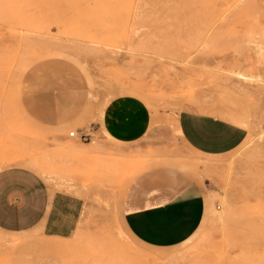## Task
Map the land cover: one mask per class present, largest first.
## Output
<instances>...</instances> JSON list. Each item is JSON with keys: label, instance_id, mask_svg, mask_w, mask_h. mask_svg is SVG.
I'll use <instances>...</instances> for the list:
<instances>
[{"label": "rangeland", "instance_id": "rangeland-1", "mask_svg": "<svg viewBox=\"0 0 264 264\" xmlns=\"http://www.w3.org/2000/svg\"><path fill=\"white\" fill-rule=\"evenodd\" d=\"M123 2L101 15L95 0H0V170L28 168L84 203L68 238L0 231V264H264V0ZM129 103L151 120L123 144L104 119ZM181 111L226 118L247 138L197 154L174 129ZM160 165L192 176L207 206L191 239L153 249L121 206L130 180Z\"/></svg>", "mask_w": 264, "mask_h": 264}, {"label": "crops", "instance_id": "crops-1", "mask_svg": "<svg viewBox=\"0 0 264 264\" xmlns=\"http://www.w3.org/2000/svg\"><path fill=\"white\" fill-rule=\"evenodd\" d=\"M129 103L106 115L108 135L123 144L140 139L150 113ZM173 123L179 141L193 152L220 157L247 138L244 127L210 114L181 111ZM18 161L17 164H24ZM23 166V165H22ZM202 186L192 176L167 166L149 167L129 182L122 199V221L132 237L153 249L175 247L191 239L206 212ZM84 203L64 191L50 192L42 177L25 167L0 170V231H40L46 237L68 238L75 231Z\"/></svg>", "mask_w": 264, "mask_h": 264}, {"label": "bare ground", "instance_id": "bare-ground-1", "mask_svg": "<svg viewBox=\"0 0 264 264\" xmlns=\"http://www.w3.org/2000/svg\"><path fill=\"white\" fill-rule=\"evenodd\" d=\"M75 0H66V6H67V10H69L70 8H71V6H72V3L74 2ZM77 1V0H76ZM84 1V0H83ZM96 1V4H97V9H99V11H100V13H101V15H103L105 12V8L108 6V4H111V3H113V5H114V7H115V10H116V8H117V10L119 9V7H123V5H124V0H95ZM126 1V0H125ZM95 4V5H96ZM127 7V6H126ZM110 8V7H109ZM113 8V6L110 8V10ZM125 8V7H124ZM72 9V8H71ZM107 9V8H106ZM122 9V8H121ZM124 10V9H123ZM108 11H109V9H108ZM118 11H116V13H117ZM80 13V12H79ZM85 13V12H84ZM76 14V13H75ZM118 14H119V12H118ZM84 15V17H90L91 18V16H93V15H91V13H85V14H82V16ZM97 15V14H96ZM100 15V16H101ZM78 16V15H77ZM76 16V17H77ZM98 16V15H97ZM115 16V15H114ZM120 16V15H119ZM107 17V16H106ZM119 18V17H118ZM79 19V18H78ZM98 19V18H97ZM103 19V18H102ZM86 20H87V18H86ZM104 20V19H103ZM108 20V19H107ZM112 20V19H111ZM73 21V20H72ZM77 21V20H76ZM80 21V20H79ZM89 21V20H88ZM91 21H93V20H91ZM102 21V20H101ZM105 21V20H104ZM103 21V22H104ZM113 21V20H112ZM121 21V20H120ZM107 22V21H106ZM86 23V22H85ZM97 23V22H96ZM102 22H100V24H101ZM104 24V23H103ZM69 25V24H68ZM73 26V25H72ZM102 26H104V25H102ZM237 76H239L240 77V74H237ZM135 92V91H134ZM137 93V92H136ZM139 93V92H138ZM140 94V93H139ZM138 97V96H137ZM174 126V129H176V127H175V124L173 125ZM176 131H177V129H176ZM178 132V131H177ZM70 133L71 132H69V135H70ZM74 134V133H73ZM105 135L109 138V139H111L107 134H106V131H105ZM112 140V139H111ZM119 150V149H118ZM119 172V171H118ZM123 176V175H122ZM118 180V179H117ZM117 185V184H116ZM45 247H48V248H52V247H55V246H57L58 244L56 243V242H54V241H46L44 244H43Z\"/></svg>", "mask_w": 264, "mask_h": 264}, {"label": "built area", "instance_id": "built-area-1", "mask_svg": "<svg viewBox=\"0 0 264 264\" xmlns=\"http://www.w3.org/2000/svg\"><path fill=\"white\" fill-rule=\"evenodd\" d=\"M70 137H75V133L73 134V133H70V135H69ZM80 139L82 140V141H86L87 140V137L84 135H82L81 137H80Z\"/></svg>", "mask_w": 264, "mask_h": 264}]
</instances>
